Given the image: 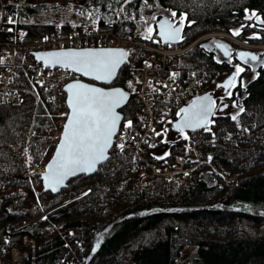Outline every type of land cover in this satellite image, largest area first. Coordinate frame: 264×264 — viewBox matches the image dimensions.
Wrapping results in <instances>:
<instances>
[{
	"label": "trees",
	"instance_id": "1",
	"mask_svg": "<svg viewBox=\"0 0 264 264\" xmlns=\"http://www.w3.org/2000/svg\"><path fill=\"white\" fill-rule=\"evenodd\" d=\"M2 1L5 20L12 23L8 32H0V40L11 36L18 43L21 65L15 83L27 89L34 85L23 68L37 71L42 66L28 44L58 34L56 28L64 34L97 25L125 38L156 43V20L166 15L182 24L178 45L215 31L264 44V0ZM52 11L78 19L42 18ZM151 13L156 19L149 33L146 21ZM179 68L183 74L207 71L201 91L218 74L232 73L203 43L180 58ZM3 69L0 62V73ZM237 83L240 114L209 122L206 136L217 131L216 142L208 140L204 148L212 155V167L201 166L192 184L152 176L136 188L141 177L132 172V149L117 152L113 147L93 175L70 179L56 194L43 192L40 174L55 149L52 135L61 128L66 107L52 104L42 87H37L38 103L28 92L19 106L0 103V238L9 236L7 253L14 247L30 252L23 242L27 236L36 242V264H67L72 255L85 264H264V63L244 69ZM111 85L131 93L121 112L124 122L136 124L141 107L135 73L123 67ZM178 116L173 112L169 121L158 125L157 146L147 149L145 158L159 162L184 153L186 134L176 132L174 139L167 135ZM224 170L230 173L227 181L221 178ZM188 248H194L193 253ZM4 261L31 260L13 262L7 254Z\"/></svg>",
	"mask_w": 264,
	"mask_h": 264
},
{
	"label": "built area",
	"instance_id": "2",
	"mask_svg": "<svg viewBox=\"0 0 264 264\" xmlns=\"http://www.w3.org/2000/svg\"><path fill=\"white\" fill-rule=\"evenodd\" d=\"M11 23L5 20V7L3 1L0 0V32H8L11 29ZM56 30L58 34L43 36L34 43L28 44V47L43 51L67 48H121L126 51L127 61L124 67L136 75V100L141 108L136 124L130 120L123 122L124 126L121 125L115 136L113 147L117 152L132 149L134 153L132 172L138 173L141 177L136 188L143 186L145 179L152 176H160L172 181L174 174L189 180V183L192 184L198 178L197 170L201 166L212 167V155L205 152L204 148L208 140L214 141L217 132L210 131L209 136H206L208 127L188 134L191 136L187 139V144L193 149L189 153L186 148H183L182 155H175L172 159L162 158L158 160L159 162H152L144 156L147 149L151 150L157 146L155 139H157L158 125L166 122L173 112L179 113L180 108L198 94L201 87L198 85L207 83V73L201 71L183 74L179 68L178 58L186 47L173 43L166 44L160 40L151 43L125 38L114 31L101 29L96 25L74 27L64 34L60 33V28H56ZM18 46L11 36L7 40H0V62L4 65V69L0 73V103L19 106L24 100V92L31 93L38 103L37 87L44 88L48 92V99L52 104L57 107H66L59 121L61 128L54 130L52 135L53 144L56 146L68 116L67 93L64 87L71 81L81 79V76L72 69L61 66H41L37 71L23 68L34 87L32 89L19 87L15 83L16 67L21 65L16 58ZM146 53H151V55L144 61L142 58ZM140 61H142L141 65H139ZM128 66L133 69H129ZM129 121L131 122L130 126L128 125ZM121 144L123 148L119 147ZM226 175L224 173V179L227 181L230 178V173L228 172ZM28 239L31 240L27 236L23 237V242L30 246ZM32 240L31 242L35 243ZM8 243L9 236L0 238V264H5L4 256L7 254L13 262L21 257H26L27 260L31 258L30 255L23 254V251L16 247L12 248L10 254L7 253L5 246ZM70 259L72 264H77L76 262L79 261L76 255ZM33 261H30L29 264H34Z\"/></svg>",
	"mask_w": 264,
	"mask_h": 264
},
{
	"label": "snow or ice",
	"instance_id": "3",
	"mask_svg": "<svg viewBox=\"0 0 264 264\" xmlns=\"http://www.w3.org/2000/svg\"><path fill=\"white\" fill-rule=\"evenodd\" d=\"M175 16V13H173ZM11 22V19L9 20ZM264 23V21H262ZM149 33L152 29L149 28ZM238 35L239 33H234ZM168 40H175L180 35L179 28H171L161 33ZM150 39L151 36H146ZM220 47V45H217ZM227 54V53H226ZM53 64L73 67L85 75L95 74L96 79L110 78L123 58L124 52H74L54 54ZM241 56L245 54L241 53ZM256 59V57H252ZM242 71V69H238ZM78 89L69 101L71 117L63 134V143L59 146L55 164L50 167L46 177L48 187L57 191L69 176L78 172L94 171L97 164L107 159V150L112 144V137L117 131L120 116L115 109L125 99L122 92L105 93L100 89L73 85ZM213 102H202L190 116H187L180 128H207L212 114ZM188 110H185L187 113ZM236 117H233L235 119ZM131 122H128L130 126ZM123 148V145H119ZM159 159V158H158Z\"/></svg>",
	"mask_w": 264,
	"mask_h": 264
},
{
	"label": "water",
	"instance_id": "4",
	"mask_svg": "<svg viewBox=\"0 0 264 264\" xmlns=\"http://www.w3.org/2000/svg\"><path fill=\"white\" fill-rule=\"evenodd\" d=\"M171 28H179L180 29V35L177 39L175 40H168L165 36H162L161 33L165 32L166 30H169ZM155 28H156V36L157 38L163 42V43H173V44H177L180 39H181V34H182V24H175L168 16L163 15L162 17H160L155 24ZM217 45H220V50L227 55V48L225 46L224 43L218 42ZM124 52L126 53L125 50L121 49V48H83V49H74V48H67V49H59V50H34L32 51L31 55L33 56V58L35 59L36 62L40 63L42 66L44 67H51V66H61V67H65L62 64H53V60L56 59L54 54H59V53H74V52ZM240 54L243 53L245 54L244 56L240 57L242 59H252V57H256L255 53L251 52V51H247V50H241L239 52ZM257 58V57H256ZM256 60V59H254ZM127 61V53L126 56L123 58V62L119 64V66L116 68L115 73L110 77V78H104V79H96L95 78V74H91V75H85L82 71L78 72L75 71L73 69V67H66V68H70L73 71H75L77 74H79L81 76V79L78 80H74L69 82L68 84H66V86L64 87L66 93H67V108H68V116L65 120V123L62 127V131H61V136L59 138L58 144L55 146V149L53 151V154L51 156V158L48 160V162L46 163V166L44 168V170L41 172L40 174V179L42 181V189L43 192H51L53 194L58 193L61 189L65 188L67 185V182L79 175H86V176H90L93 175L98 167L105 163L108 158L110 157V151L112 150L113 146H114V138L117 135V133L120 130L121 125L124 122V115L121 112V109L128 103L130 97H131V93L126 90L124 87L119 86V85H111L117 78L119 71L125 66ZM234 76H235V72H232L229 76H227L223 81L218 82L216 84V87H223L224 91H226L231 84L233 83L234 80ZM73 85H84L86 88H96V89H100L102 92L105 93H115V92H122L125 96V99L120 103V105L115 109L116 113L120 116V120L117 123V131L115 133V135L112 137V144L111 146L108 148L107 150V159L103 160L101 163L97 164L96 168L94 171L91 172H78L76 175L74 176H69L65 179L64 184L62 186H60L58 188L57 191H52L51 188H49L48 185V181L46 180V177L49 175V169L50 167H52L56 160H57V154L60 150L59 146L63 143V134L65 132L66 129V125L69 123L70 121V117H71V108L69 105V101L73 98V94L78 91V89L76 88H72ZM104 85H108V86H104ZM202 102H213V108H212V114L209 116V122L212 120L213 118V114L215 111V103L213 100V97L211 95V93H209L208 91H204L201 92L197 95H195L192 100L183 105L180 110H179V116L172 121V128L174 131L179 132L181 134L187 133V132H195L197 130L203 129L201 127H197L195 129L193 128H183V131L180 130V128L183 126V123L185 121V119L187 118V116H190L192 114L193 111L196 110V108L202 103ZM221 110L224 109V107H220ZM185 110H188L187 113L185 112Z\"/></svg>",
	"mask_w": 264,
	"mask_h": 264
},
{
	"label": "rangeland",
	"instance_id": "5",
	"mask_svg": "<svg viewBox=\"0 0 264 264\" xmlns=\"http://www.w3.org/2000/svg\"><path fill=\"white\" fill-rule=\"evenodd\" d=\"M152 13L150 14V15H148L149 16V19L146 21V28L149 30V28H151V29H153V20L154 19H156V14L155 15H152ZM68 17H71L72 19H78V16L77 15H74V14H72V13H69V14H66V13H63V12H60V11H52V12H49V13H47V14H45V15H43L42 16V18L43 19H47V18H49V19H51L52 21H60V20H63L64 18H68ZM158 20V19H157ZM156 20V21H157ZM156 24V23H155ZM91 26H93V25H91ZM97 26V25H96ZM208 39H219L220 40V42L221 43H224L223 42V40H225V39H227L229 42H232V43H234L236 46H238V47H240L239 49H241V50H247V51H251V52H253V53H255V55L257 56V54L256 53H260V52H262V53H264V44H252V43H250V42H246V41H242V40H239L238 38H236L235 36H233V35H231V34H228V33H225V32H217V31H215V32H208V33H205V34H203V35H200L199 37H197L194 41H192L190 44H188V45H181V46H183V47H186V48H184L185 49V51L179 56V58H178V61L180 60V58L187 52V51H189L192 47H194L195 45H197V44H199V43H203V44H205L207 41H208ZM158 41H159V39H158ZM147 42V41H146ZM151 55V53H146V55H145V57H143L142 59L145 61L149 56ZM253 61V60H252ZM142 64V61H140V63H139V65H141ZM129 67V69H133L132 67H130V66H128ZM124 68H126V67H124ZM127 69V68H126ZM137 69V68H136ZM194 72V71H193ZM203 72H205V73H207V71H205V70H203ZM191 73V72H190ZM228 74H224V75H220V74H218L216 77H214L213 78V81H212V84H210V86H208V88H205V89H203L202 91L204 92V91H208L209 93H212V92H216V90H217V87H216V84L218 83V82H220V81H222L226 76H227ZM136 76V75H135ZM207 81H208V78H207ZM204 85H206V84H204ZM204 85L203 84H199L198 85V87H200L199 88V92H198V94L200 93V92H202L200 89L201 88H203L204 87ZM212 95V94H211ZM240 111H241V109H240V107L238 106V103H237V101H235L234 103H232V104H230V106L228 107V109L226 110V112H225V115H224V117H227V118H233V117H237L239 114H240ZM171 119V117L169 118V119H167V121H169ZM171 124H172V121H171ZM171 124H169L170 126H171ZM208 127V126H207ZM171 128V127H170ZM169 128V129H170ZM246 129H244V130H241L240 131V133L241 134H243V132L245 131ZM215 131V130H214ZM219 131V130H218ZM168 133H167V135H168V137H170L171 139H174V138H176V131H174L172 128L170 129V130H168L167 131ZM217 132V131H216ZM190 132H187V133H184V134H186L187 136H186V138H184V140H183V148H186L187 150H188V153L190 152V151H193V149H192V147L190 146V145H188L187 143V139L189 138V136H191V135H188ZM192 136H194V135H192ZM156 140V142H157V139H155ZM207 141V140H206ZM205 141V142H206ZM210 142H216V139H214V141H210ZM197 143V142H196ZM208 167H210V166H208ZM39 170H41V168L39 169ZM43 171V170H42ZM222 174H221V178H222V180L223 181H226L225 179H224V173H225V175H226V173H228V170H224V171H222L221 172ZM234 174V173H233ZM176 174H174L173 176V178H178V179H181V180H183V181H185L186 183H189V180H185V179H183V178H181L180 176H175ZM227 176V175H226ZM231 177H232V179H234V180H236V178H237V174H234L233 176L231 175ZM29 240V243H30V252L28 251V249H23L22 251H23V254H26V255H30V260L31 261H33L34 262V264H36V242L34 243V242H31V240L30 239H28ZM33 241V240H32ZM35 241V240H34ZM35 245V246H34ZM187 251L188 252H190V253H193V251H194V248H188L187 249ZM73 256V255H72ZM70 260L71 259H68V261H67V264H72L71 262H70ZM77 264H79L80 263V261H78V262H76ZM80 264H85V262L84 263H80Z\"/></svg>",
	"mask_w": 264,
	"mask_h": 264
},
{
	"label": "flooded vegetation",
	"instance_id": "6",
	"mask_svg": "<svg viewBox=\"0 0 264 264\" xmlns=\"http://www.w3.org/2000/svg\"><path fill=\"white\" fill-rule=\"evenodd\" d=\"M218 42H220L219 39L218 40L217 39H208V41L205 43V49L207 51L215 53L216 57L221 62L228 65V67H230L232 72H235V76H234L233 83L231 84V86L226 91H224L223 87H217L216 92L211 93L213 100H214V103H215V111L213 114V118L224 117L225 112L228 109V107L230 106V104L237 101L238 97L241 95V90H239V88H238V86L240 84L237 83L238 75L242 71H244V69H249V68L255 67L257 65L259 66L261 63H264V54L262 52L256 53L257 54L256 60L252 61L251 59H242L239 55L240 54L239 52L241 51V49H239V47L236 46L234 43L229 42L227 40H223L226 48L228 49L227 55H225L220 50V48H218V46H217ZM238 69H242V71H238ZM229 75H227V76H229ZM220 107H224V109L221 110Z\"/></svg>",
	"mask_w": 264,
	"mask_h": 264
}]
</instances>
